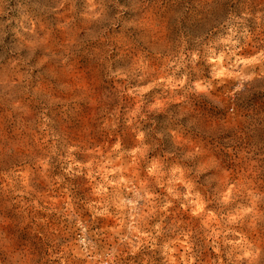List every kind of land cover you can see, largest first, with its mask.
Returning a JSON list of instances; mask_svg holds the SVG:
<instances>
[{"label": "clouds", "instance_id": "9594fccd", "mask_svg": "<svg viewBox=\"0 0 264 264\" xmlns=\"http://www.w3.org/2000/svg\"><path fill=\"white\" fill-rule=\"evenodd\" d=\"M0 264H264V0H0Z\"/></svg>", "mask_w": 264, "mask_h": 264}]
</instances>
